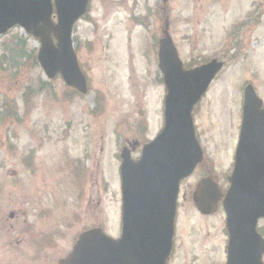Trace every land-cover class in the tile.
Wrapping results in <instances>:
<instances>
[{
  "label": "rangeland",
  "instance_id": "obj_1",
  "mask_svg": "<svg viewBox=\"0 0 264 264\" xmlns=\"http://www.w3.org/2000/svg\"><path fill=\"white\" fill-rule=\"evenodd\" d=\"M167 2L164 6L160 0H90L88 14L75 24L72 34L88 81L86 95L68 89L60 76L46 78L37 62L38 39L19 27L0 36V189L6 185V198L10 190L18 192L19 188L3 182L7 170L20 175L26 168L22 158L37 159L39 179L29 181V189L42 191L45 207L52 205L56 194L61 204L68 203L74 196L71 186L66 187L71 178L69 182L60 178L57 166H65L58 171L68 175L74 167L67 165L72 159L83 162L84 148H89L96 182L92 225L97 222L109 237L118 236L121 147H127L136 160L142 146L163 127L166 90L155 44L167 17L183 66L214 59L224 64L193 111L195 134L205 157L180 185L175 227L178 257L173 264H222L223 210L219 206L214 214L202 216L191 195L206 168L214 183L227 186L222 175L232 169L247 84L264 106V0ZM17 47L22 49L16 52ZM100 210L106 212L105 221ZM7 213L6 207L0 209V218ZM66 213L59 210L60 215Z\"/></svg>",
  "mask_w": 264,
  "mask_h": 264
},
{
  "label": "water",
  "instance_id": "obj_2",
  "mask_svg": "<svg viewBox=\"0 0 264 264\" xmlns=\"http://www.w3.org/2000/svg\"><path fill=\"white\" fill-rule=\"evenodd\" d=\"M53 1L56 25L51 21L52 0H0V35L19 25L38 38L37 61L45 76L53 79L60 75L66 86L84 95L87 84L72 48L71 34L73 25L85 15L89 0ZM158 68L167 91L164 127L143 148L139 162L133 163L122 152V237L114 241L97 229L91 230L80 237L71 256L61 264H164L170 254L179 182L202 160L192 111L222 63L213 60L184 70L165 31L159 41ZM202 184L193 200L199 211L208 214L211 205L201 199ZM223 206L232 228L227 264H262L264 247L237 245L233 238L235 233L237 239L253 240L255 222L264 217V109L251 86L244 91L235 170Z\"/></svg>",
  "mask_w": 264,
  "mask_h": 264
},
{
  "label": "flooded vegetation",
  "instance_id": "obj_3",
  "mask_svg": "<svg viewBox=\"0 0 264 264\" xmlns=\"http://www.w3.org/2000/svg\"><path fill=\"white\" fill-rule=\"evenodd\" d=\"M84 161L72 159V162L67 166H72L73 171L69 169V174L66 175L63 171L57 173L60 178H71V184L67 183L66 187L71 186L74 194L70 200L74 205V211L69 210L70 202L60 203L59 197L54 195L52 204L49 207L44 206L43 193L37 187L29 189V181H36L39 168L36 165L37 159L22 158L21 161L25 164V172L22 174L15 173L13 170H7V178L3 182H8L7 186L14 189L19 188L18 192L10 190L5 196L6 185L0 189V209L7 208L8 213L4 214L5 218H0V264H60L73 251L79 236L92 228H102L101 224L95 222L92 225V190L95 188L93 184L92 168L90 164L91 149H87L83 153ZM6 160V158H4ZM34 161V162H33ZM64 163V162H63ZM65 167V166H63ZM203 179L212 177L211 171L206 168L202 174ZM228 174L224 172L222 177ZM11 178H13L11 180ZM39 179V178H38ZM216 179V178H215ZM216 181V180H215ZM43 179L41 178V183ZM69 182V179H68ZM105 183V182H104ZM218 184V182L216 181ZM102 189L106 192V184ZM218 187L219 184H218ZM221 192H224L226 187H220ZM101 191V190H100ZM102 191L100 195H103ZM76 193V194H75ZM96 192L94 193L95 196ZM76 197V198H75ZM97 204H102L101 198L97 199ZM67 210L66 214H59V210ZM178 209V208H177ZM100 215L106 220V212L103 214L100 210ZM178 214V211H177ZM177 219V218H176ZM103 221L99 222L102 223ZM264 220H260L257 225V234L259 238L264 239ZM176 227V224H175ZM122 224L117 238L122 235ZM227 238V232H223ZM176 229L174 228L173 247L171 257L167 264H173L177 259L176 255ZM237 245H250L256 247L258 243L251 239H237L238 235L233 234ZM226 241H224L223 250ZM227 256L223 254V263H226ZM260 262L264 264V255ZM231 264V262H230Z\"/></svg>",
  "mask_w": 264,
  "mask_h": 264
},
{
  "label": "trees",
  "instance_id": "obj_4",
  "mask_svg": "<svg viewBox=\"0 0 264 264\" xmlns=\"http://www.w3.org/2000/svg\"><path fill=\"white\" fill-rule=\"evenodd\" d=\"M22 48L21 47H17L16 48V52H18L19 50H21Z\"/></svg>",
  "mask_w": 264,
  "mask_h": 264
}]
</instances>
